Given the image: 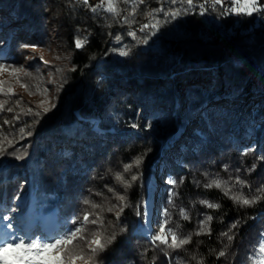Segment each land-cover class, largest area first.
Segmentation results:
<instances>
[{"label":"trees","instance_id":"obj_1","mask_svg":"<svg viewBox=\"0 0 264 264\" xmlns=\"http://www.w3.org/2000/svg\"><path fill=\"white\" fill-rule=\"evenodd\" d=\"M116 2L113 17L92 11L101 0H0V64L21 67L29 47L42 49L47 58L26 63L24 85L44 107L55 105L45 114L38 101L0 88V245L67 233L90 212L117 232L99 264H248L264 233V197L242 206L205 185L221 177L249 199L264 186V0L251 15L225 14L213 0H194L186 14V0H144L130 15L132 0ZM177 9L175 19L166 15ZM120 195L127 206L118 218ZM207 216L210 233L196 235ZM165 219L188 245L153 243ZM86 227L100 230L99 222ZM74 244L87 253L84 240Z\"/></svg>","mask_w":264,"mask_h":264},{"label":"snow or ice","instance_id":"obj_2","mask_svg":"<svg viewBox=\"0 0 264 264\" xmlns=\"http://www.w3.org/2000/svg\"><path fill=\"white\" fill-rule=\"evenodd\" d=\"M125 3H128L129 0H124ZM171 3L175 4L176 0H170ZM85 5L88 4V0H83ZM133 3V15L135 12L136 4L144 3V0H132ZM188 5L187 9H184L183 12L186 14L187 12L191 11L193 7L194 0H186ZM215 4H222V0H214ZM233 5L231 8L225 10V14L228 12L240 14L244 13L246 15H251L253 12L260 10L258 7V0H233ZM102 9L105 12L111 13L113 17L119 16L121 10L116 2V0H101L99 5H96L92 8L93 12H98ZM182 14V10L177 9L170 13H166V15L171 16V18L175 19L177 16ZM152 15V13H149ZM125 21L131 23V20L125 18ZM160 21H156L154 24H144L141 28L152 27V28H159ZM135 35V33H132ZM117 40L120 39L119 36L116 37ZM86 43L85 39H77L75 45L77 48H81ZM24 47H28L25 45ZM121 56L128 55V52L125 50L120 51ZM10 72L12 75H16L19 72H23V67H11L6 66L4 64H0V72ZM24 86V85H22ZM9 93L11 92V88H9ZM48 89L45 88L41 95L47 96ZM31 94V93H30ZM46 101L41 102V107H43L44 113H48L51 111V108H54L55 105L53 104L50 107H44V103ZM3 108V105L0 104V109ZM8 111H12L11 108ZM32 110L29 109V112ZM35 115L40 116L41 113H35ZM11 143V141H8ZM4 149L0 147V155L4 154ZM18 159H22V157H18ZM141 159H137L135 161V166H139L141 164ZM133 165H126L124 171L128 172L131 170ZM117 179L121 182H124L123 176H117ZM137 179L136 175L131 177L132 181ZM182 182V181H181ZM168 183L175 185L177 183L176 180L169 178ZM245 182L240 180L239 178L236 179L235 184L243 185ZM130 183H125V187H130ZM208 188H217L220 189L224 195L229 196L235 203L240 204L242 206H251L255 204L258 200L264 197V186L258 189V195L255 198L249 199L245 198V194H237L232 191L234 184L230 181L224 180L221 177H214L211 178L210 182L205 185ZM171 193L169 201L171 202ZM119 206L118 211L116 212L117 217L119 218L120 214L124 211V208L127 206L126 197L123 195L118 196ZM85 203H88L85 201ZM208 208H218L220 205L214 202L203 201ZM99 207L97 204H91L92 209H96ZM115 207V206H114ZM103 211V209H101ZM108 211H112V208H109ZM181 216L185 219L188 218L187 213L184 210H181ZM92 215L90 212H86L83 216V222L80 223L79 218L77 223H80V226L75 227L74 229H69L67 233H61L56 237L48 238L45 236H41L38 238L32 239H18L13 241H6L2 245H0V264H76L77 261H80L81 264H99L98 255L100 252H103L105 248L112 244L113 241L117 237V232L112 231L111 233L107 232V229L104 227V220L103 217L100 215L96 216L95 220H89V217ZM165 217H167V210L164 213ZM212 216H207L204 221L200 223L199 231L196 232V235L210 233L211 229L209 227L210 222L212 221ZM99 222L100 230L98 231H91L87 229L88 223L96 224ZM233 228L236 227L234 224ZM86 231H91V239H87L84 235ZM123 231V228L120 229ZM229 240L232 239V236L228 233H224ZM169 237L171 241L169 243ZM77 239L84 240L88 244V251L87 253L84 252L83 249L77 250L79 245H75L74 241ZM153 243L159 242L160 244L165 245V247H170L174 249L181 248L185 245L190 243V237H185L183 233L179 231L177 228L173 230L172 228L168 227V220L165 219L159 227V233L152 236ZM71 246V247H70ZM8 252L17 253V255L13 257H9L6 255ZM219 256H224L225 252L220 251ZM197 264H203L202 261H198ZM248 264H264V233L261 234L260 238L258 239L256 245L253 248V251L249 255Z\"/></svg>","mask_w":264,"mask_h":264},{"label":"rangeland","instance_id":"obj_3","mask_svg":"<svg viewBox=\"0 0 264 264\" xmlns=\"http://www.w3.org/2000/svg\"><path fill=\"white\" fill-rule=\"evenodd\" d=\"M200 1H203L205 4H209V0H200ZM224 2H226V1L222 0V4H220V7H222L224 9V12H225L226 7L224 6L225 5ZM227 5H228V3H227ZM262 9H264V5L262 6ZM1 54L2 53H0V56H1ZM37 56H38V58H41V57L44 58V59L47 58V55L44 54L42 49H40L38 47H35V46L29 47L28 51H27L26 60L24 61L25 63H23L22 66H21V67L24 68L23 72H19L15 76L12 75L10 72H6V71L0 72V88L7 89V90H9V88H11L12 92L18 93L19 100L20 101H24V104L29 102L28 100H31L34 103H35V101H38V103H36V105L41 107L42 100H40L38 98L39 96H33L32 94H29L27 89H26V86L24 85V82L27 81V79H28V76L26 78L24 77L25 76V72H26L25 65H26V63L28 61L32 60L34 57L36 58ZM11 67H15V66L12 64ZM41 68H42V71H43L44 79L48 83L49 82V79H48L49 75H47V68L45 66L41 67ZM22 85H24V86H22ZM44 105H45V103H44ZM260 108H261V106H260ZM243 113H244V108L241 109L240 114L243 115ZM181 133L179 134V136L182 135ZM150 185L152 186V182H150ZM150 193H152L151 195H154L152 191H150ZM153 207H154L153 204L147 203V208L149 210L150 209L153 210ZM146 221H147V223H146V228L144 230V233L146 235H148V233L151 230L155 229V228H154V226H152V219L147 218ZM44 229H45L44 231H46L47 233L51 231V229L48 228V227L44 228ZM24 232H25V236H26V232H27L26 228H24ZM6 255L9 256L10 258L12 257V254L10 252L6 253Z\"/></svg>","mask_w":264,"mask_h":264},{"label":"built area","instance_id":"obj_4","mask_svg":"<svg viewBox=\"0 0 264 264\" xmlns=\"http://www.w3.org/2000/svg\"><path fill=\"white\" fill-rule=\"evenodd\" d=\"M225 3V7H226V9H228V8H231V6H229V5H227V3L226 2H224Z\"/></svg>","mask_w":264,"mask_h":264}]
</instances>
